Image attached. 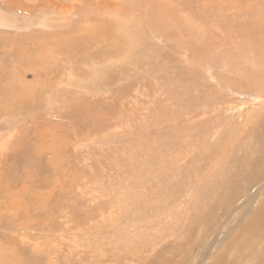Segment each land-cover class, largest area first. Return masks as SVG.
Here are the masks:
<instances>
[{"label": "rangeland", "instance_id": "rangeland-1", "mask_svg": "<svg viewBox=\"0 0 264 264\" xmlns=\"http://www.w3.org/2000/svg\"><path fill=\"white\" fill-rule=\"evenodd\" d=\"M210 1H191L197 20L178 0H0V264L235 259L264 201H247L264 184V45L234 16L264 0Z\"/></svg>", "mask_w": 264, "mask_h": 264}, {"label": "bare ground", "instance_id": "bare-ground-1", "mask_svg": "<svg viewBox=\"0 0 264 264\" xmlns=\"http://www.w3.org/2000/svg\"><path fill=\"white\" fill-rule=\"evenodd\" d=\"M191 1L192 0H183V1H181V0H178V2L180 3V5H181V8H180V10H182V11H184V12H186V13H188V14H190V15H195V17H196V13H194V8L191 6ZM194 1V0H193ZM208 1V0H207ZM212 2H214V0H211ZM211 1H210V4H211ZM221 2H222V4H223V8H220V10L221 11H223V12H229V11H231V10H233V9H236L237 7H238V5H237V2L238 3H240L241 5H243V4H247L248 2L247 1H244V0H220ZM182 2V3H181ZM197 2V1H196ZM215 3H217L216 1H215ZM193 4V3H192ZM220 4V3H219ZM136 5H138V4H136ZM151 5L152 4H146V8L148 9L149 7L150 8H154V10H162V8L159 6V5H154L153 4V7H151ZM211 6V5H210ZM167 7H169L168 5H167ZM172 8V7H171ZM261 8H262V10H261ZM261 8H255V9H253L252 10V12L251 13H249L248 14V17L249 18H245V19H243V20H241V17L240 16H237V17H235L234 16V18L236 19V20H238L239 22H237L238 24L240 23V22H242V23H244V24H246V25H250V26H256L257 28H258V33L256 34V36L255 35H253L252 34V31L250 30V29H246V31H245V36H244V39L243 40H245V41H247V42H252V45H264V7H261ZM165 9H166V7H165ZM206 9V8H205ZM211 9L213 10V9H215V8H210L209 10L211 11ZM219 9H218V11H220ZM198 11V10H197ZM235 12V11H234ZM233 12V13H234ZM237 12V11H236ZM235 12V13H236ZM158 13V12H157ZM215 13V12H214ZM232 13V12H231ZM234 13V15H237V14H235ZM198 14H200V13H198ZM208 14H209V12H208ZM216 14V13H215ZM215 14H214V16H212L211 17V15H209V17H211L212 19H213V22H215L217 25H218V22H220L219 20H220V18H219V16L217 15V16H215ZM218 14V13H217ZM239 14V13H238ZM253 14H255V16L253 17L252 15ZM203 15V14H202ZM205 15V14H204ZM204 15H203V17H204ZM257 15V16H256ZM176 16V17H175ZM172 19H171V21L172 20H178V14L177 15H175ZM197 18V20H201L202 19V17H196ZM225 18L226 19H228V20H230L231 21V19H233V17L231 18V16H228V18H227V16H225ZM253 19L252 21L250 20V19ZM204 19V18H203ZM210 19V18H209ZM205 20V19H204ZM223 20V19H222ZM235 20V21H236ZM233 21H234V19H233ZM245 21V22H244ZM205 22V21H204ZM207 22H208V20H207ZM220 23H222V22H220ZM252 23H254V24H252ZM212 24V23H211ZM224 24V26H226V25H228L227 23H223ZM216 26V25H215ZM230 26H231V24H230ZM204 27V26H203ZM217 27V26H216ZM206 28V27H205ZM257 28H255V29H257ZM218 29V28H217ZM222 29H224V28H222ZM221 29V30H222ZM254 29V30H255ZM173 31H175V30H173ZM216 31V30H215ZM229 32V30L227 31V33ZM220 33V32H219ZM218 33V34H219ZM224 35V34H223ZM90 36V35H89ZM88 36V37H89ZM216 36V35H215ZM218 36V35H217ZM91 37H94V34L92 35L91 34ZM91 37H89L88 38V41L87 40H83L84 41V43L86 42L87 43V45H88V42L90 41V43L92 42V41H94V42H96L95 40H93ZM225 39H228V40H225ZM198 40V39H197ZM65 41V40H64ZM67 41H68V39H67ZM223 41V42H222ZM221 41V43H223L222 44V46H227V45H229L230 43H232V42H230L229 41V35H226V37H224L223 38V40ZM73 41H68L67 42V47H69V44L70 43H72ZM74 42H76V41H74ZM210 42V41H209ZM228 42H230V43H228ZM89 43V45H91ZM73 44V43H72ZM75 44V43H74ZM209 44V43H208ZM244 44H245V42H244ZM86 45V44H85ZM85 45H84V47H85ZM86 45V46H87ZM194 45V44H193ZM201 45H202V42H201ZM212 44H210V46H208V47H206L208 50H210V49H212V46H211ZM203 46V45H202ZM243 46V45H242ZM23 47V46H22ZM247 47V46H246ZM45 48V47H44ZM52 48V47H51ZM57 48L58 47H56V48H54L53 50H57ZM33 49L34 50H32V53H29L27 50H25L24 51V53H26V54H29V55H33L34 54V52L35 51H37V49H38V47L36 48V47H33ZM175 49V48H174ZM198 49H202V48H198ZM44 50V52H45V49H43ZM196 50V49H195ZM47 51H49V50H47ZM60 51H61V49H60ZM188 51V50H187ZM227 51H229V50H227ZM39 52H43V51H39ZM20 53V52H19ZM36 53V52H35ZM6 55V54H5ZM21 55V54H20ZM193 56H195V55H193ZM208 55H205L204 54V52L202 51V53H197V58H199L200 60H206L208 57H207ZM69 57V56H68ZM28 58V57H27ZM45 58V57H44ZM48 58V57H47ZM85 58V57H84ZM46 59V58H45ZM50 60V59H49ZM209 60V59H208ZM45 61V60H44ZM47 61V60H46ZM20 63V62H19ZM18 63V64H19ZM27 63L29 64H25L26 66H27V68H31V70H36V72H40V70H43V69H40V65L39 66H37V67H35L34 65L35 64H32V63H30L29 62V60L27 61ZM54 65V64H53ZM16 66V65H15ZM20 66V65H19ZM45 66V65H44ZM22 68V67H21ZM33 68V69H32ZM47 68V67H46ZM38 69H40V70H38ZM48 69V68H47ZM183 71V70H182ZM180 71L179 72V76H183V75H185V73H186V71ZM48 74V73H47ZM250 76H252V75H250ZM249 77V76H248ZM12 78H14V77H12ZM214 80V79H213ZM47 84H49V83H47ZM219 84V83H218ZM50 85V84H49ZM224 86H225V84H224ZM92 88V87H91ZM95 88H97V85H95ZM208 89V88H207ZM26 92H27V90H26ZM20 93H22V92H20L18 89L17 90H15L14 92H12L11 94H9L5 99H6V101H8V102H16V103H20L21 102V99L22 98H20L21 97V94ZM230 108V107H229ZM241 110V109H240ZM244 120V119H243ZM243 135V134H242ZM248 134H246V137H244V138H250V134L247 136ZM238 139V138H237ZM255 152H257V150H255ZM263 153V151H261V152H259V154H262ZM253 154V153H252ZM257 154H258V152H257ZM52 158H51V161L52 160H55V157H57V155L56 154H52ZM257 156V155H256ZM260 157V156H259ZM261 159V158H260ZM263 162H264V156H263ZM262 160H260V161H262ZM253 161H254V159H253ZM241 163V162H240ZM250 163H252L253 164V162L251 161ZM264 164V163H263ZM254 165V164H253ZM258 165V164H257ZM262 165V164H261ZM250 166H251V164H250ZM255 166H256V164H255ZM251 168H253V166L251 167ZM254 170V169H253ZM256 170V169H255ZM262 170H264V169H262ZM252 171V170H251ZM262 172V171H261ZM254 173H255V171L252 173L253 175H254ZM256 173H257V171H256ZM251 174V175H252ZM263 174H264V172H263ZM255 175H259V176H261V173H257V174H255ZM234 176H236V178H237V176L238 175H234ZM240 176H238V178H239ZM248 177H250V176H248ZM240 178H242V177H240ZM245 178H246V176H245ZM251 179H253L254 180V177L252 176V177H250ZM231 180V179H230ZM236 180V179H235ZM250 180V179H249ZM247 181V185H248V183L250 184V181ZM238 181V180H237ZM261 181L262 180H260V183H261ZM233 182H236V181H233ZM253 182V181H252ZM256 182V181H255ZM258 182V181H257ZM259 182H258V184H260ZM257 184V185H258ZM253 185V184H252ZM255 185V184H254ZM242 187V186H241ZM252 187V186H251ZM251 187H250V190H251ZM254 187H256V186H254ZM244 188V187H243ZM229 189H231V188H229ZM236 189V188H235ZM228 190V189H227ZM237 190V189H236ZM253 190V189H252ZM229 191V190H228ZM230 192H231V190H230ZM234 192V191H233ZM238 192V191H237ZM250 192V191H249ZM247 193V192H246ZM241 194H242V191H241ZM244 194V193H243ZM238 194H236L235 196H237ZM245 196V195H244ZM260 196H264V184H260V185H258V187H256V191L255 192H253L252 194H250V196H249V198L247 199V201L249 202V205L252 203V202H254L255 200H258L257 198L258 197H260ZM240 197V196H239ZM226 201V200H225ZM261 201V200H260ZM218 204V203H217ZM228 251L229 250H232L231 252H234L235 253V256L233 255V253H232V255H233V257H235V259L234 258H232L231 260H230V262H228V263H225L224 262V260H223V258L222 257H220V258H218L217 259V261L215 262V263H213V264H264V201H263V203L259 206V208H258V210L256 211V213L248 220V222L246 223V224H244V226H243V228L239 231V233L238 234H236V236L234 237V239L232 240V242H231V244H230V246H229V248L227 249ZM228 253V252H227ZM226 253V254H227Z\"/></svg>", "mask_w": 264, "mask_h": 264}]
</instances>
